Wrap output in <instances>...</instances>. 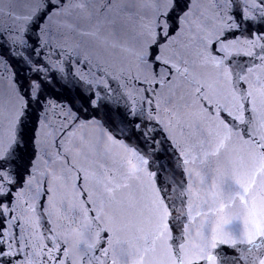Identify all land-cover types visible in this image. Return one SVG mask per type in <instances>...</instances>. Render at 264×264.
Returning <instances> with one entry per match:
<instances>
[{
    "label": "snow or ice",
    "instance_id": "obj_1",
    "mask_svg": "<svg viewBox=\"0 0 264 264\" xmlns=\"http://www.w3.org/2000/svg\"><path fill=\"white\" fill-rule=\"evenodd\" d=\"M84 4L92 13L86 19H95L89 31L80 30L85 17L73 15ZM16 5H24L25 14H17ZM61 15L72 20L63 28L87 37V44L101 53H130L124 79L133 85L131 92L109 87L106 81L115 78L107 72L93 75L87 57L76 59L86 73L64 61L66 75L51 62L53 53L59 59L66 51L59 31L52 43L51 23ZM262 41L264 0H210L202 11L200 0H0V49L39 75L27 90L14 76L23 102L10 103L7 116L0 98V264H245L247 256L233 254L237 244L251 246L245 248L248 252L264 249ZM4 62L0 55V64ZM100 66L97 58V71ZM57 73V83L72 100L65 119L72 110L87 112L103 104L124 125L115 135L134 137L137 145L157 151L166 142L179 166L181 179L172 183L181 197L191 195L188 181L199 177V167L205 177L219 181L211 186V196L220 202L217 211L238 203L246 232L242 234L239 215L221 218L215 228L200 225L195 233L200 244L188 243L191 225L177 223L163 177L149 205L131 193L126 181L135 180L147 164L139 147L131 151L136 166L126 167V160L109 164L97 156L83 167L57 137V151L44 148L50 164L41 167L29 109L34 97L39 103L41 84L51 83ZM70 127L62 126L60 135ZM174 128L181 130L182 139L169 135ZM199 182L203 185L205 179ZM123 192L129 194L118 197ZM183 215L188 219L190 212ZM33 218L43 243L33 242ZM253 264H264V259Z\"/></svg>",
    "mask_w": 264,
    "mask_h": 264
}]
</instances>
